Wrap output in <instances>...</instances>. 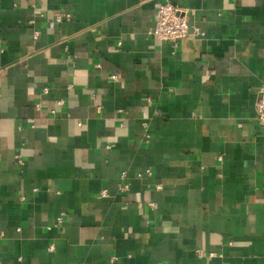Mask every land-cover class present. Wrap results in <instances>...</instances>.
<instances>
[{
	"label": "crops",
	"instance_id": "1",
	"mask_svg": "<svg viewBox=\"0 0 264 264\" xmlns=\"http://www.w3.org/2000/svg\"><path fill=\"white\" fill-rule=\"evenodd\" d=\"M160 1L0 0V264H264V0Z\"/></svg>",
	"mask_w": 264,
	"mask_h": 264
},
{
	"label": "built area",
	"instance_id": "2",
	"mask_svg": "<svg viewBox=\"0 0 264 264\" xmlns=\"http://www.w3.org/2000/svg\"><path fill=\"white\" fill-rule=\"evenodd\" d=\"M69 18V14L58 13L54 18V22L62 23ZM33 21V19H30L29 23L32 24ZM148 33L156 40L167 43L171 47V52L173 54L176 52L179 42L183 38L190 34H202L196 27H192L191 30L189 29L187 11L173 4L172 2H170V0H161L159 2L155 10L154 23L149 29ZM38 35L39 32L37 30H34L32 35L33 39H37ZM111 78L116 79V76L111 75ZM69 87H71V85H69ZM47 90V88H43L42 92L47 93ZM63 103V99H59L57 101L58 105H62ZM39 107L40 104L37 103L36 108L38 109ZM255 115L258 125L264 130V83L260 86L259 93L255 101ZM19 163L21 164V161H19ZM151 174L152 172L149 169L145 170V175L150 176ZM125 179L126 172L122 171L120 173L119 181L116 184L118 193L126 192L128 190V183L124 182ZM98 196L108 197L109 191L106 188H103L99 191ZM63 219V214H60L55 220V225H61ZM195 252L199 257L203 256V252L200 249H197Z\"/></svg>",
	"mask_w": 264,
	"mask_h": 264
},
{
	"label": "water",
	"instance_id": "3",
	"mask_svg": "<svg viewBox=\"0 0 264 264\" xmlns=\"http://www.w3.org/2000/svg\"><path fill=\"white\" fill-rule=\"evenodd\" d=\"M188 24H189V29L191 30L192 20H190Z\"/></svg>",
	"mask_w": 264,
	"mask_h": 264
}]
</instances>
